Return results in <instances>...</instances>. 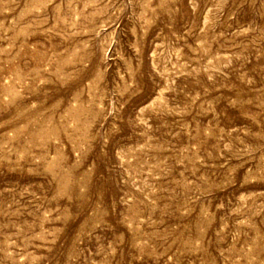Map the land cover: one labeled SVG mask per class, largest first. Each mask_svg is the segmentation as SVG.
<instances>
[{
    "label": "rangeland",
    "instance_id": "1",
    "mask_svg": "<svg viewBox=\"0 0 264 264\" xmlns=\"http://www.w3.org/2000/svg\"><path fill=\"white\" fill-rule=\"evenodd\" d=\"M0 264H264V0H0Z\"/></svg>",
    "mask_w": 264,
    "mask_h": 264
}]
</instances>
